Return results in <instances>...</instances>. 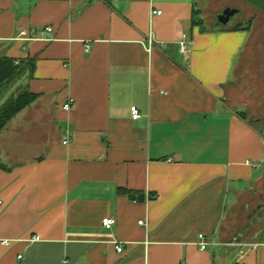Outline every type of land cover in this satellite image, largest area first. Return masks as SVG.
Instances as JSON below:
<instances>
[{"label":"crops","instance_id":"1","mask_svg":"<svg viewBox=\"0 0 264 264\" xmlns=\"http://www.w3.org/2000/svg\"><path fill=\"white\" fill-rule=\"evenodd\" d=\"M249 33L195 0H0V58L35 59L1 102L34 97L0 132V264H264V132L226 100Z\"/></svg>","mask_w":264,"mask_h":264},{"label":"rangeland","instance_id":"2","mask_svg":"<svg viewBox=\"0 0 264 264\" xmlns=\"http://www.w3.org/2000/svg\"><path fill=\"white\" fill-rule=\"evenodd\" d=\"M208 26L219 27L216 16L226 8L238 13L230 19L227 27L247 25L249 40L242 51L232 81L227 89L226 100L231 108L243 110L239 114L247 122H258L264 132V14L242 0H195ZM222 26V25H221ZM264 201V189L262 191Z\"/></svg>","mask_w":264,"mask_h":264},{"label":"trees","instance_id":"3","mask_svg":"<svg viewBox=\"0 0 264 264\" xmlns=\"http://www.w3.org/2000/svg\"><path fill=\"white\" fill-rule=\"evenodd\" d=\"M194 14L197 16V20H194L193 24L196 26H202V19H198L199 12L196 11ZM249 23L250 22L248 21L247 25H236L233 27V30L249 31ZM34 67L35 59L16 61L6 57L0 58V132L15 115L29 106L34 99L32 95L19 90L12 93L10 97L1 104L7 94V90L20 78L24 77L26 73L31 75Z\"/></svg>","mask_w":264,"mask_h":264},{"label":"built area","instance_id":"4","mask_svg":"<svg viewBox=\"0 0 264 264\" xmlns=\"http://www.w3.org/2000/svg\"><path fill=\"white\" fill-rule=\"evenodd\" d=\"M152 14L153 15H159L160 12L159 11H153ZM51 31H52L51 28H46L42 32V34L51 33ZM23 35H25V33H23V32L20 33V36H23ZM37 38H38V35L36 34V35H33L32 37L26 39V40H33V39H37ZM147 42H148V47L151 48L153 46V43H154L151 33L149 34V36L147 38ZM180 50H181L182 53H187V47H186L185 43H181V49ZM86 51H88V47H86ZM72 106H73V101L72 100H69L68 102H66L65 104H63L62 108H63L64 111H69L72 108ZM131 111H132V118L134 120L135 119H138L139 118V112H138V110L135 107H133L131 109ZM138 224L141 225V226L144 225V223L142 221H140ZM114 225H115V220H113L111 218H106V219H104L102 221V226L104 228H106V229H111ZM199 240H200L199 241V248H200V250H202V251L206 250V248L208 246V243L205 241L204 236L203 235H200L199 236ZM3 244H5V243H3ZM116 250L118 252H121L122 251V248L120 246H117L116 247Z\"/></svg>","mask_w":264,"mask_h":264},{"label":"water","instance_id":"5","mask_svg":"<svg viewBox=\"0 0 264 264\" xmlns=\"http://www.w3.org/2000/svg\"><path fill=\"white\" fill-rule=\"evenodd\" d=\"M243 2L251 5L252 7L256 8L259 12L264 14V0H242ZM238 13L236 9L226 8L222 11V13L217 16V22L222 25L226 26L230 19L234 17Z\"/></svg>","mask_w":264,"mask_h":264},{"label":"flooded vegetation","instance_id":"6","mask_svg":"<svg viewBox=\"0 0 264 264\" xmlns=\"http://www.w3.org/2000/svg\"><path fill=\"white\" fill-rule=\"evenodd\" d=\"M220 15V14H219ZM219 15H217V16H219ZM217 16H216V20H217ZM218 23V22H217ZM219 24V23H218Z\"/></svg>","mask_w":264,"mask_h":264}]
</instances>
